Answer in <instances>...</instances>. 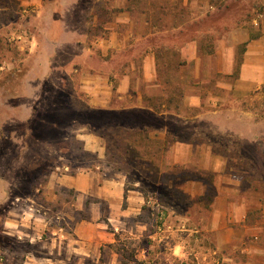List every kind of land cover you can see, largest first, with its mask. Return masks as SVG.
I'll return each instance as SVG.
<instances>
[{
	"label": "rangeland",
	"instance_id": "rangeland-1",
	"mask_svg": "<svg viewBox=\"0 0 264 264\" xmlns=\"http://www.w3.org/2000/svg\"><path fill=\"white\" fill-rule=\"evenodd\" d=\"M132 3L138 12L146 8L156 13L168 7L170 0ZM2 4L11 8L0 11V264L43 262L51 228L59 229L63 221L61 210L51 201L64 196L62 179L98 170L121 173L128 187L143 191L157 207L148 257H133L140 244L127 235L119 236L117 246L127 252L124 263L182 264L170 250L179 237L186 264H263L261 256L250 251L264 245V237L236 240L218 249L209 226L217 163L249 171L244 174L246 184L257 189L251 196L250 223L258 218L257 208H264V148L238 144L236 128H230L233 133L221 129L219 113H211L226 106L237 108L241 102V107L255 109L259 118L264 117V85L240 98L230 89L238 77L244 45L232 46L231 39L223 45L222 24L226 21L231 27L242 18L238 2L232 1L227 12L216 10L186 22L180 34L157 35L107 52L97 36L109 38L106 23L116 17L113 14H100L95 23L93 14L71 16L76 32L67 45L56 49L41 37L54 16L29 13L23 6L21 14L15 13L19 5L13 0H0ZM86 4L103 6L94 0ZM180 4L179 0L177 7ZM159 15L154 14L153 21ZM33 38L42 44H31ZM189 39L197 44L196 65L184 61V56H190ZM148 46L156 49L157 57V77L152 81L145 79L142 67ZM227 57L234 63H226ZM125 73L131 76V84L123 92ZM192 97L200 105H189ZM163 105L177 110L180 118L166 114L161 120L137 108L162 112ZM185 118L196 121L184 125ZM172 138L198 145L200 155L192 165L170 163L168 156L176 145L169 142ZM206 149L214 154L208 160ZM227 155L228 160L222 157ZM163 170L167 173L162 174ZM191 179L208 186L204 196ZM67 196L72 198L69 192ZM172 231L181 235L173 238Z\"/></svg>",
	"mask_w": 264,
	"mask_h": 264
},
{
	"label": "crops",
	"instance_id": "crops-1",
	"mask_svg": "<svg viewBox=\"0 0 264 264\" xmlns=\"http://www.w3.org/2000/svg\"><path fill=\"white\" fill-rule=\"evenodd\" d=\"M13 1L19 5L15 13L20 12L21 14L20 6H23L22 10H30L29 13L33 11L54 16L48 19L45 34L41 37L56 49L67 45L72 34L76 32L70 25L71 16L93 14V23H95L100 14H113L116 17L112 21L108 19L106 23L109 24L107 28L111 30L109 38L97 36L99 45L104 47L105 52L109 48L118 51L132 47L138 41H146L157 35L180 34L185 30L186 22H194L216 10L227 12L231 7V2L236 1L242 9L240 11L241 20L239 19L236 25L231 27L226 21L222 24V29L226 33L221 40L223 45H229L230 39L232 46L244 45L242 59L238 66V77L233 84L234 87L230 89L234 90L235 95L240 98L252 95L264 85V0H180L181 4L178 7L179 0H170L168 7L164 6L156 11L160 14L156 21L152 18L156 13L146 8L138 12L132 0H94V3H102L103 6L98 8L97 6L87 7L86 0ZM10 8V4L0 5L1 13ZM56 15L59 16L56 17ZM84 21L89 23L87 17H84ZM29 42L35 46L42 44L40 39L37 44L35 38L30 39ZM186 43L190 56H184V61L188 64L193 62L196 65L199 61L196 56V41L189 39ZM225 56V54L220 56L221 62L225 61ZM231 60L233 59L227 57L226 63L229 64ZM142 67L147 81L156 79L157 57L154 47L146 50L142 59ZM228 70L225 69L223 72L229 73ZM97 76L102 77L100 74L94 75L95 78ZM130 77L127 73L122 75L124 80L121 90L123 89V92L126 89L128 91L130 87ZM195 99L192 97L189 105H200ZM137 108L148 113L153 112L154 115L161 117V120L166 114L174 119L181 116L177 110L167 108L165 105H163L162 112L155 111L153 107ZM211 113H219L220 123L218 125L221 129L233 133L234 127L236 128L235 136L238 144H251L256 149L264 148V117L259 118L255 109L241 107L240 102L237 108L226 106L213 110ZM192 118H185L187 120H183L184 125L196 121ZM230 128L233 129L230 130ZM231 136L234 135L231 134ZM226 137L229 138V136ZM169 142L176 144L168 156L172 165L176 163L192 165L200 155L198 145L192 140L180 141L172 138ZM213 155L212 149H206L204 152V158L207 160ZM222 157L229 159L228 155ZM173 169L174 166L168 170ZM213 170L218 172V182L212 183L215 187V195L211 204L209 226L215 235L218 249L233 244L236 240L238 242L251 238L261 240L264 237V208H257V211H260L258 218L250 223L252 211L250 205L257 189L246 184L247 177L244 174L249 171L243 166L228 167V164L225 165L224 162L217 163ZM161 173L165 174L167 171L163 170ZM121 175L119 172L108 174L98 170L65 176L60 185V190L63 192L61 195L64 196L51 198L53 205L61 210L62 224L59 229L51 228L48 240L50 246H47L44 252V261L40 263L32 261L29 264H126L122 259L127 252L117 246L120 242V235H127L130 239L134 238L136 245L140 244L134 254L132 253L133 257H140V259L148 257L149 239L153 237L151 229L156 224L157 207L151 205L149 199L144 197L143 191L128 187ZM191 181L194 183L192 185L199 187L200 196H204L208 186L200 179H191L189 182ZM68 192L72 196L71 199L67 196ZM170 235L174 238L181 234L172 231ZM180 240L179 237L175 239L170 250L177 260L186 264L184 261L186 253L183 249V242ZM246 249L249 251L248 247ZM246 249L244 248V251ZM250 252L253 255H260L261 262L264 264V245L255 246ZM58 255H61V258Z\"/></svg>",
	"mask_w": 264,
	"mask_h": 264
}]
</instances>
